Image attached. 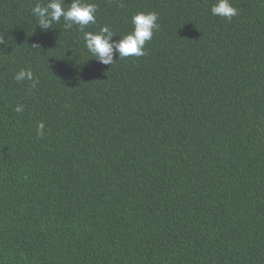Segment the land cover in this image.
<instances>
[{
    "label": "trees",
    "instance_id": "16d2710c",
    "mask_svg": "<svg viewBox=\"0 0 264 264\" xmlns=\"http://www.w3.org/2000/svg\"><path fill=\"white\" fill-rule=\"evenodd\" d=\"M84 2L82 32L0 0V264H264V0ZM140 12L145 55L88 52Z\"/></svg>",
    "mask_w": 264,
    "mask_h": 264
},
{
    "label": "clouds",
    "instance_id": "9594fccd",
    "mask_svg": "<svg viewBox=\"0 0 264 264\" xmlns=\"http://www.w3.org/2000/svg\"><path fill=\"white\" fill-rule=\"evenodd\" d=\"M65 0H48L46 6L37 3L32 13L38 18V26L42 30L47 31L52 28L53 23H58L61 17L64 19L65 29H71L73 25H78L80 31H84L85 27L90 23H96L97 5L95 3H87L84 0H72L70 7L65 8ZM237 9L232 5L231 0H217L212 6L213 15H219L231 19L237 14ZM158 13L156 12H140L131 18L134 29L131 33L120 36L119 40L114 39L117 35L109 26H103L98 33L84 32L85 46L103 65H113L118 57L119 59L131 56L145 55L146 42L150 41L155 31L159 30ZM0 45H7L4 35H0ZM32 47L39 48L38 44ZM17 82L28 80L33 81L32 87L35 88L39 83L34 77L31 69H21L16 75ZM16 112H22L23 107L18 105ZM45 128L44 123L38 125V134L43 135Z\"/></svg>",
    "mask_w": 264,
    "mask_h": 264
}]
</instances>
